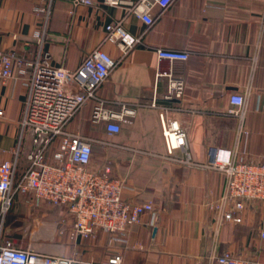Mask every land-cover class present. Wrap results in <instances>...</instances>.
I'll use <instances>...</instances> for the list:
<instances>
[{
  "label": "crops",
  "instance_id": "obj_1",
  "mask_svg": "<svg viewBox=\"0 0 264 264\" xmlns=\"http://www.w3.org/2000/svg\"><path fill=\"white\" fill-rule=\"evenodd\" d=\"M38 7L50 10L44 49L53 64L68 69H76L101 43L107 23L125 15L122 8L103 0L77 8L71 0H0V50L36 57L40 49L36 34L47 18ZM153 13L151 26L134 15L124 23L132 34L142 35L146 46L123 55L114 43L102 44L117 65L98 95L117 111L119 103H128L135 114L121 122L119 133L110 135L104 123L91 121L94 101L89 100L67 130L95 140L90 166L101 171L110 165L111 176L125 181L123 200L150 201L154 211L130 225L124 239L115 240L116 235L98 229L95 238L86 240L75 235L67 207L40 200L32 192H17L4 223L5 236L21 248L82 260L106 261L120 253L123 264H210L211 257L224 250L264 261L260 234L264 203H250L242 223H225L216 234L207 204L223 192L225 175L166 159L162 111L148 106L156 100L160 105L200 110L171 116L188 129L195 159L205 162L210 146L233 145L238 121L226 114L229 96L250 87L245 118L249 158L260 160L264 155V0H175L164 11L155 7ZM159 47L187 50L190 58L159 60ZM159 73L167 75L158 77ZM172 79L184 80L185 95L169 101L164 96ZM28 88V76L18 70L0 88L6 110L0 128V163L16 161V181L27 171L28 153L37 146L20 124ZM58 151L57 140L48 150V162L58 163Z\"/></svg>",
  "mask_w": 264,
  "mask_h": 264
},
{
  "label": "built area",
  "instance_id": "obj_2",
  "mask_svg": "<svg viewBox=\"0 0 264 264\" xmlns=\"http://www.w3.org/2000/svg\"><path fill=\"white\" fill-rule=\"evenodd\" d=\"M175 0H103L104 4L122 8L125 15L105 26L101 43L90 51L76 69L53 64L52 57L44 49L47 18L36 37L40 49L34 58H27L14 49L0 50V88L15 76L18 70L28 76L29 88L25 100L21 128L33 132V142L41 145L28 153L29 167L19 181L15 180L16 161L6 159L0 163V264H123V256L114 254L106 261L82 260L77 257L49 254L29 248H21L5 236L4 223L17 192H32L38 199L55 206H65L73 217V231L82 239H92L101 229L115 240L124 239L132 224L142 221L147 212H153L152 202L130 203L122 198L125 181L111 176L110 165L101 171L91 168L94 139L78 132L67 130L71 119L89 100L94 101L91 121L104 123L110 135L121 131V122L133 116L135 108L128 103H119V111L109 107V101L98 95V89L106 81L117 62L102 48L106 42L114 43L123 55L139 46H146L142 35H134L124 25L130 15L141 19L148 26L155 22L154 8L163 11ZM75 8L93 6L97 0H71ZM73 13V12H72ZM159 60L186 61L187 50L166 47L156 49ZM165 73H159L158 77ZM167 75V74H165ZM250 87L244 93H232L226 114L238 121L233 145L210 146L208 159L199 162L190 150L189 132L171 113L195 114L198 109L187 106L160 105L153 100L148 106L160 109L166 159L173 162L216 170L225 175L223 192L207 204L215 224V232L225 223H242L243 212L253 202L264 203V155L255 161L249 158V131L245 127ZM185 82L170 81L166 100L183 98ZM6 110L1 104L0 128ZM59 141L55 154L58 163L48 162V150ZM179 150L181 154H176ZM264 238V228L260 232ZM210 264H264V261L237 256L231 250L213 255Z\"/></svg>",
  "mask_w": 264,
  "mask_h": 264
},
{
  "label": "water",
  "instance_id": "obj_3",
  "mask_svg": "<svg viewBox=\"0 0 264 264\" xmlns=\"http://www.w3.org/2000/svg\"><path fill=\"white\" fill-rule=\"evenodd\" d=\"M29 135H30V139H32V142H33V132H30ZM42 140H43V137L40 139V142L37 144L38 147L41 145ZM30 151H31V150H30ZM30 151H29V152H30ZM155 231H156V229H155Z\"/></svg>",
  "mask_w": 264,
  "mask_h": 264
},
{
  "label": "rangeland",
  "instance_id": "obj_4",
  "mask_svg": "<svg viewBox=\"0 0 264 264\" xmlns=\"http://www.w3.org/2000/svg\"><path fill=\"white\" fill-rule=\"evenodd\" d=\"M61 231H63V230H61ZM64 232V231H63ZM63 232H61V233H63Z\"/></svg>",
  "mask_w": 264,
  "mask_h": 264
}]
</instances>
